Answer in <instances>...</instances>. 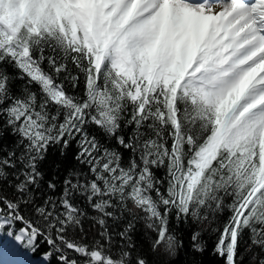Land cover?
Listing matches in <instances>:
<instances>
[{
	"label": "snow or ice",
	"instance_id": "snow-or-ice-1",
	"mask_svg": "<svg viewBox=\"0 0 264 264\" xmlns=\"http://www.w3.org/2000/svg\"><path fill=\"white\" fill-rule=\"evenodd\" d=\"M205 255L264 264V0H0V264Z\"/></svg>",
	"mask_w": 264,
	"mask_h": 264
},
{
	"label": "trees",
	"instance_id": "trees-1",
	"mask_svg": "<svg viewBox=\"0 0 264 264\" xmlns=\"http://www.w3.org/2000/svg\"><path fill=\"white\" fill-rule=\"evenodd\" d=\"M58 159L57 156L53 157V161L55 162ZM209 247H211V243H212V237H209ZM203 264H219V261L216 259V257L212 256V255H205L203 258Z\"/></svg>",
	"mask_w": 264,
	"mask_h": 264
}]
</instances>
